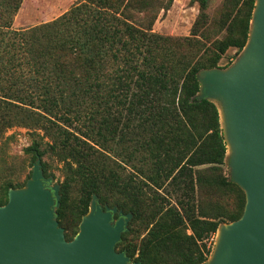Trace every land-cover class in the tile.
<instances>
[{"label": "trees", "instance_id": "16d2710c", "mask_svg": "<svg viewBox=\"0 0 264 264\" xmlns=\"http://www.w3.org/2000/svg\"><path fill=\"white\" fill-rule=\"evenodd\" d=\"M198 1L191 36L177 38L132 21L133 9H151L147 0H79L28 29L13 27L23 0H0V139L27 128L34 137L27 151L61 162L56 214L68 240L97 195L132 214L117 249L133 262L204 264L219 227L242 216L246 195L223 176L220 113L198 99V74L220 68L230 49L243 51L256 0H223V36L212 47L204 38L207 0ZM17 188L1 187L0 206ZM207 188L235 196L236 208L206 204L199 194Z\"/></svg>", "mask_w": 264, "mask_h": 264}, {"label": "water", "instance_id": "95a60500", "mask_svg": "<svg viewBox=\"0 0 264 264\" xmlns=\"http://www.w3.org/2000/svg\"><path fill=\"white\" fill-rule=\"evenodd\" d=\"M242 52L228 68L198 74V99L226 102L228 138L221 128L232 145L226 163L232 182L246 195L242 216L219 227L222 240L216 241L209 264H264V0H256ZM60 187L49 186L38 157L26 187L9 191L7 204L0 206V264H140L117 251L132 214L103 207L97 195L68 240L56 214Z\"/></svg>", "mask_w": 264, "mask_h": 264}, {"label": "rangeland", "instance_id": "374dc122", "mask_svg": "<svg viewBox=\"0 0 264 264\" xmlns=\"http://www.w3.org/2000/svg\"><path fill=\"white\" fill-rule=\"evenodd\" d=\"M79 0H23L21 8L16 14L13 22L15 29H28L43 23L50 22L67 10ZM150 10L146 13H139L133 9L130 14L133 15L132 21L145 26L153 22V32L171 37H190L195 22L202 14L201 5L198 0H147ZM223 0H207L206 26L204 32L207 47H212L214 40L222 38L223 31L219 30L223 24L222 15ZM169 8L164 10V8ZM245 52V51H244ZM244 52L236 56V50L230 49L220 62V68L226 69L233 63L240 60ZM34 137L31 131L23 127H13L9 129L0 139V189L11 182L14 186L21 185L26 187L28 181L32 178L33 167L39 155L29 153L27 150L33 144ZM47 140V139H46ZM47 146L42 145V150ZM44 176L49 179V186L60 187L64 175L61 162L50 153L40 157ZM229 163V162H228ZM226 163L223 176L232 181L233 174L229 164ZM76 188V187H75ZM73 188L71 205L67 210L66 216L68 223L75 222L76 204L78 200V191ZM204 202L212 204L216 202L223 206L224 210L236 208V198L233 195L222 196L214 189L207 188L200 192ZM101 203V202H100ZM204 203V204H205ZM103 207L109 206L101 203ZM118 215H116V220ZM80 225V223H79ZM225 225H222L221 229ZM79 231V226L77 227ZM191 231H188L190 234ZM74 236V232H70ZM217 241V237L215 243ZM117 251H119L117 249ZM214 255L206 262H212Z\"/></svg>", "mask_w": 264, "mask_h": 264}, {"label": "bare ground", "instance_id": "6f19581e", "mask_svg": "<svg viewBox=\"0 0 264 264\" xmlns=\"http://www.w3.org/2000/svg\"><path fill=\"white\" fill-rule=\"evenodd\" d=\"M213 101L216 103L217 107L219 108L221 124L228 138L229 123H228V117H227L226 102L223 98H220V97L213 98ZM227 146H228L227 157H231L232 156V145L231 143H228ZM217 240L218 242L222 240V234L220 232H218L217 234Z\"/></svg>", "mask_w": 264, "mask_h": 264}, {"label": "flooded vegetation", "instance_id": "af4514ba", "mask_svg": "<svg viewBox=\"0 0 264 264\" xmlns=\"http://www.w3.org/2000/svg\"><path fill=\"white\" fill-rule=\"evenodd\" d=\"M118 218H119V216H118Z\"/></svg>", "mask_w": 264, "mask_h": 264}]
</instances>
